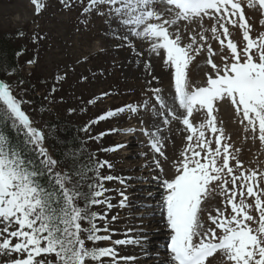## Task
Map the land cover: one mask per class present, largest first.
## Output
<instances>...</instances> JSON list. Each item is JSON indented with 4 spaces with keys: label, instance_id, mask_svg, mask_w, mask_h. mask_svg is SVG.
Returning a JSON list of instances; mask_svg holds the SVG:
<instances>
[{
    "label": "snow or ice",
    "instance_id": "snow-or-ice-1",
    "mask_svg": "<svg viewBox=\"0 0 264 264\" xmlns=\"http://www.w3.org/2000/svg\"><path fill=\"white\" fill-rule=\"evenodd\" d=\"M73 2L61 0L65 7H71ZM32 3L38 14L43 4L40 0H32ZM247 3L249 7L258 6L264 13V0H247ZM101 5L109 6L110 13L119 18L131 36L147 41L150 53L159 56L163 51L164 64L172 69L173 101H166L159 87L147 90L154 94L162 124L167 126L171 120H178L188 133V144L181 153L182 159L176 162L174 178L161 180L164 194L159 209L171 233L166 245L169 260L164 264H206L216 253L222 254L227 264H264V188L260 186L264 171L243 169L235 154L240 149L235 153L230 151L231 137L226 135L222 124H218L215 115L220 103L230 102L237 116H241L244 132H251L250 138L258 139L264 146V33L256 38L250 35L251 26L240 0H89L85 12L98 10ZM205 18L215 21L210 29L204 27ZM193 24L197 27L189 31ZM229 24L241 29L246 41L243 49H238L230 38ZM209 31L212 39L219 41L221 51L226 48L231 54L221 56L222 66L212 60L218 53L208 44L205 32ZM185 33L189 41L186 44L183 43ZM116 38L128 41L129 35ZM206 45L207 63L215 75H208L205 85L192 84L188 68ZM146 68H150V64ZM60 79L62 77H57ZM153 80L159 82L157 77ZM23 103L25 101L14 94L10 84L0 82V120L11 122L13 128L23 131L25 147L32 146L38 157V162L27 159L21 149L11 145L7 133L0 130V254H14L17 258L10 264H53L48 258L53 254L55 264H104V258L118 264V259H135L118 258L114 247L95 246L112 239L111 235H100L110 232L107 223L103 228L97 223L107 220V211L101 214L92 210L99 205L107 209L114 207L110 197L105 195L112 190L105 188L104 182L120 178L100 174L105 166L111 169V163L96 161L93 166H86L87 172L93 175L88 177L91 181L87 184L88 190L83 191L81 181L87 172L75 167L74 155L68 157L73 161L69 170L57 169L58 161L43 147L44 134L32 127V121L22 110ZM156 105L152 107L154 113ZM140 107L147 110L148 101L140 106L129 104L110 110L99 119L125 111L135 114ZM194 113H203V122L194 125L191 119ZM83 131H88V127ZM162 131L163 127L157 126L152 132L144 130V134L150 137L154 152L165 157L166 138L161 135ZM208 132L214 141L207 136ZM103 135L105 133H101V137ZM121 147L124 145L103 151H117ZM230 160H235V168L230 166ZM155 163L163 172L159 161ZM236 169H240L239 174ZM44 177L48 178L47 185L42 182ZM214 183L220 190L219 195L224 197L225 207L217 208L215 216L208 215L215 227L206 228L202 219L203 204L215 191L210 187ZM120 195L119 206H127L128 197L123 192ZM248 198H254V204L247 203ZM253 208L257 216L251 214ZM116 219L112 217L113 221ZM89 242L92 247L88 246ZM112 243L125 245L133 241L114 240Z\"/></svg>",
    "mask_w": 264,
    "mask_h": 264
},
{
    "label": "rangeland",
    "instance_id": "rangeland-1",
    "mask_svg": "<svg viewBox=\"0 0 264 264\" xmlns=\"http://www.w3.org/2000/svg\"><path fill=\"white\" fill-rule=\"evenodd\" d=\"M240 2L244 8L245 18L251 26L250 35L256 38L261 33H264V24H262L264 13H262L258 6L249 7L247 0H240ZM88 3L89 0H82V2L81 0H74L71 7H65L61 3V0H51L50 3H43L42 11L37 14V9L32 0H0V34H9L11 31L22 29L32 38H36L38 35L39 38H43L39 44L40 51L37 48L39 51L37 63L32 65L27 64V62L21 63L20 70L22 77L32 79L33 83L36 79L41 78L43 80V84L40 85L43 91L39 94L41 97L46 98L41 104L47 105L41 111L40 108L34 106V104H29L28 100H26L27 103L22 104V110L26 112L32 121V127L42 132L43 129L47 128L45 120L50 115L65 119L74 125L87 126L88 131H84L81 136L85 143V152L90 156L93 165L96 161H109L112 165L111 169L105 166L100 169V174L102 176L112 175L123 180L129 174L140 176L144 171L140 170L138 173H135L134 168L136 164H130L131 161L125 158L130 152L127 147L107 152L103 151V149L121 145L125 138L128 139L127 143H129L130 138L135 141V145H131L132 149H130L138 153L141 149L138 148L137 141L142 140L143 142L148 141L150 143V137L147 136L149 139L146 140L140 133L145 129L148 132H152L157 126H161L166 132L167 144L164 149L166 158L163 157V163L160 164L162 165L163 172L156 167L157 171H153V173L162 175L163 178L161 180H171L176 174V162L182 159L181 153L187 147L188 141L186 137L188 133L184 131V126L178 120L175 122L170 117L171 123L169 125L164 126L162 124L163 117L158 115L160 111L159 106L156 105L154 94L147 90L146 85L149 89L161 88L163 94H165V91H171L170 93L174 97L172 69L168 71L166 79H160L159 82L154 80L153 85L147 83L145 85L144 82L141 83L136 78L128 79L126 75L124 76L121 69L124 63L123 65H119L120 59L115 54V50H118L120 46L117 43V38H114L116 32H111V28H124L127 31L128 29L120 24L119 18L114 13H110L108 5H101L98 6V10L93 8L91 11L85 12ZM214 22V20L205 18L203 21L204 27L210 29ZM196 27V24L189 26V31ZM228 28L230 38L237 44L238 49H243L246 41L243 39L239 26L233 27L229 24ZM205 35L208 37V44L218 53L212 57L213 62L218 66H222L223 60L221 56L230 57V52L226 48L221 51L219 41L212 39L210 31L205 32ZM35 40L37 41V39ZM188 42L187 33H185L183 43L186 44ZM134 48L142 55H150L160 65L161 63L164 64L165 55L163 51H161L159 56L150 53L148 50L149 43L141 39H138L134 46L124 44L121 52L128 53V51H134ZM208 58L209 54L206 45L204 51L195 57L188 68L189 80L192 84L205 85L208 75H215L214 70L207 63ZM125 59V62L129 63V60ZM57 77H62V79L57 80ZM13 79L14 77H11L8 80L14 82ZM12 90L14 94H18L19 98L26 97L25 89L21 85L14 86ZM146 100L148 101L147 110L140 107L135 114L125 111L104 120L99 119L100 116L105 115L110 110H116L129 104L140 106ZM153 105H156L157 111L155 113L152 111ZM215 115L217 116L218 124H222L224 127L226 135L231 137L228 141L232 145L230 151L235 153L236 149H240L235 154L241 161L243 169L264 171V146L261 145L258 139L253 141L250 138L252 136L251 132H244L243 125L240 123L241 116H237L230 102L224 101L220 103ZM191 119L194 125H198L203 122L204 114L194 113ZM92 121L97 122L92 123ZM113 129L120 130V132L110 131ZM129 129H132L133 132H128L127 130ZM101 133H105V135L101 137ZM207 136L214 141V137L210 132L207 133ZM246 136L249 138L245 139ZM94 137H99V139H94ZM212 146L214 148L215 144L213 143ZM43 147L47 149L48 155L52 157L51 151L45 141H43ZM230 166L235 168V160H230ZM56 167L61 170L58 164ZM239 171L240 169H236L237 174H239ZM120 179L105 181V188L111 189L107 182L114 183L115 188L117 186L126 187L125 180L124 183H121ZM161 180H157L153 187H148V194L143 195L142 198L147 199L148 195L153 194L155 186H158L162 190ZM141 184H147L146 178H139L136 181L134 179L132 185L138 187ZM260 186L264 188V180L261 181ZM210 187L214 188L215 191L209 195L203 204L204 212L202 219L206 228L215 227L208 219V215L215 216L217 208L224 209L225 207L223 203L224 197L219 195L220 190L216 183ZM229 187H231V184H229ZM120 191L121 189H116L115 194L109 191L105 195L110 197L111 203H119L121 200L115 202L112 200L114 198H121ZM132 193H135V191ZM161 198L162 194L158 202H155L158 205L156 206V211L159 209ZM247 203L254 204V198H248ZM150 204L152 203H149L147 206L150 207ZM118 205L117 209L114 207L107 209L105 205L93 207V211L100 212L101 214L107 211V220L98 221L97 223L101 228L104 227L105 223H111V225L107 223L110 232H101L100 235L112 236L111 240L100 241L95 245L96 247H114L116 249L118 246L122 250V247L128 246V244L139 243L134 240H132L133 243L125 245L114 246L112 243L114 240H121L115 235L117 231H114V229L118 225H122L123 227L128 225L127 222L129 221L128 215L124 212L126 206L119 208ZM227 213H231L230 208L227 209ZM156 214H159V217H161L160 209ZM251 214L253 216L258 215L254 208ZM113 216L117 217L114 221L112 220ZM148 216L150 217L152 214ZM151 235L158 236L159 233H152ZM157 238L159 240L162 237ZM123 239L128 240V238ZM13 242L15 243V241ZM155 242L158 243L157 239L151 242V247L148 250L155 251L153 249ZM165 244L166 241L163 240L158 243L159 246L157 247H163ZM88 246L92 247L93 245L89 242ZM145 246L143 244V248ZM159 250L157 248V252H154L151 257L150 255L146 257V262L149 263L153 260L158 263L161 260L159 255L163 253V251L160 252ZM123 257L127 256L124 255ZM16 258L14 254H0V264H10ZM48 258L53 261L54 254ZM132 260L134 259L128 261ZM89 264H92V262H89ZM104 264H112L111 259L104 258ZM118 264H127V262H118ZM206 264H227V261L222 254L216 253L207 260Z\"/></svg>",
    "mask_w": 264,
    "mask_h": 264
},
{
    "label": "bare ground",
    "instance_id": "bare-ground-1",
    "mask_svg": "<svg viewBox=\"0 0 264 264\" xmlns=\"http://www.w3.org/2000/svg\"><path fill=\"white\" fill-rule=\"evenodd\" d=\"M112 31L116 32L114 34V38L117 36L129 35L128 41L117 39V43L119 44L120 48L118 50H115L116 57L120 59L119 65H123L124 63V66H122L121 68L123 70L124 76L126 75L128 79L136 78L137 81H140L141 83L144 82L145 85L147 81H151V85H153L152 84L154 81L153 77H157L159 80L160 79L164 80L167 78L166 75H168V71L170 70V68L162 63L160 65L159 62L153 59L150 55L147 54L137 55L136 53L138 52V50L135 48L134 51H128V53H124V51L121 52V49L124 44L128 45L130 44L129 42H131V46H134L136 44V41L138 40L136 37L131 36L128 33V31L125 30L124 28L120 29V28L112 27L111 32ZM125 58L129 60V63L125 62L126 61ZM149 64H150V68H146V65ZM149 72L151 74H149ZM146 87L149 89L147 85ZM146 92L149 94L148 91ZM170 92L165 91V94H163L162 91L161 95L166 101L172 103L173 96ZM173 121L177 122V120H173ZM181 127L183 128V126ZM117 131L120 132V130H116L115 132ZM161 135L166 138V132L164 131V129L161 132ZM147 136L148 135H146V140L149 139ZM127 142L128 139L125 138L121 143V145H124V147H127L128 150H130V152L126 155L125 158L131 161L130 164L133 163L136 164L134 168L135 173H138L140 170L144 172H142L140 176H136L135 174H133V176L132 174L126 176L124 178L126 182V187L117 186V188H115L114 183L107 182V184L112 189L111 191L112 194L116 193V189H121L119 193L123 192L124 195L128 197V200L126 202L127 206L124 208L125 214L128 215V220H129L127 222L128 225H125L124 227L122 225H118L117 228L114 227L115 228L114 231H117L115 235L118 236L121 240H124L123 238H128V240H130L131 238V241L134 240L135 242H139V243L138 244L133 243L131 245L128 244V246L122 247V250H120V248L117 245H114L117 246L116 251L118 253V258L123 257L124 255L127 257H135V259L132 261L118 259V262L120 263L127 262V264L130 263L146 264L147 263L146 257H148L149 255L151 257L154 254V252H157L156 250L158 248L160 249L159 250L160 252L163 251V253L159 255L161 257V260L158 263L152 260L147 264H164L165 261L169 260V254L167 253L166 250L167 244L164 245L163 247H157V246H159L158 243L162 242L163 240L169 242L171 233H170V229H168L166 226V220L164 218V215H162L161 211H160L161 217H159V214H156V212H158L159 209L158 211H156V206L158 205L157 203H155L158 202L160 195L164 193V188L162 187L163 189L162 191L159 189L158 186H155L153 188L155 189V191H153V194L148 195L147 199L142 198L143 195L148 194L149 192L148 187H153V185H155V183L157 182V179H154V177H160L161 179L163 178L162 175L153 173V171H157L155 161L158 160L159 163L162 164L163 157H161L158 153L154 152L151 146L148 145L149 143L148 141L147 142H143L142 140L137 141V145L139 146L138 148L141 149L138 153H136L134 150L133 151L131 150L132 149L131 145H135V141L129 138V143ZM166 144L167 143L165 139L164 145L166 146ZM165 146L163 148V151L165 149ZM139 178L140 179L146 178L147 184H141V186L138 187L133 186L132 184L134 183V179L136 181ZM172 178H174V176ZM133 191H135V193H132ZM121 199L122 196L120 199L114 198L112 201L115 202ZM148 201H151L149 203H152L150 204V207L147 206L149 204ZM112 204H116L114 205V208L117 209V205L119 203H112ZM118 207L121 208L119 205ZM151 214L152 216L149 217L148 215ZM109 224L111 225V223ZM152 233H159V235L153 236L151 235ZM157 237L159 238L162 237V238L158 240ZM155 239H157L158 241V243L155 242V244H153L154 245L153 249L155 251L148 250L151 247L150 246L152 244L151 242L154 241ZM143 244L146 245L144 248H143Z\"/></svg>",
    "mask_w": 264,
    "mask_h": 264
},
{
    "label": "trees",
    "instance_id": "trees-1",
    "mask_svg": "<svg viewBox=\"0 0 264 264\" xmlns=\"http://www.w3.org/2000/svg\"><path fill=\"white\" fill-rule=\"evenodd\" d=\"M21 32L23 35H19ZM35 39L22 29L11 31L9 34H0V81L10 84L12 88L21 85L25 89L26 97L22 98L25 99V103L28 100L29 104H34L43 111L47 105L41 104L46 98L39 94L43 91L40 87L43 80L41 78L36 79L33 83L32 79L22 77L20 70L21 63L27 62L29 64L28 61H34L32 64H36L39 59V44L43 38H39L38 35ZM11 77H14V82L8 80ZM45 122L47 128L43 129L44 141L50 149L53 159L58 161L60 169L69 170L73 166V161L68 157L74 155L75 167L87 172L86 166H93V162L85 152V143L81 136L84 132V126L71 124L69 121L53 115H50ZM0 130L7 133L11 145L21 149L27 159L38 162V157L36 152L32 150V146L25 147L24 145L23 131H18L11 126V122L5 123L3 120H0ZM92 175L93 173L87 172L84 180L81 181L83 191L88 190L87 184L91 182L88 177ZM42 182L47 185L48 178L44 177ZM81 203L83 202L81 201Z\"/></svg>",
    "mask_w": 264,
    "mask_h": 264
}]
</instances>
